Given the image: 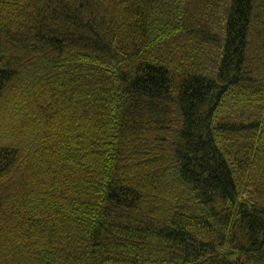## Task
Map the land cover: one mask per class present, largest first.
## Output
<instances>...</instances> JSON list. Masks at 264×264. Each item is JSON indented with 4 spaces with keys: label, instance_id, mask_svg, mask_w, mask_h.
<instances>
[{
    "label": "trees",
    "instance_id": "16d2710c",
    "mask_svg": "<svg viewBox=\"0 0 264 264\" xmlns=\"http://www.w3.org/2000/svg\"><path fill=\"white\" fill-rule=\"evenodd\" d=\"M0 264H264V0H0Z\"/></svg>",
    "mask_w": 264,
    "mask_h": 264
}]
</instances>
